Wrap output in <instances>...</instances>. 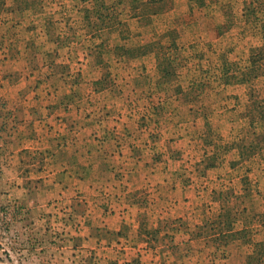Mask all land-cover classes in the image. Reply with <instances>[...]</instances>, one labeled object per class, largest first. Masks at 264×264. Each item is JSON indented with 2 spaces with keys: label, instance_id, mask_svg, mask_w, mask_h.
<instances>
[{
  "label": "rangeland",
  "instance_id": "obj_1",
  "mask_svg": "<svg viewBox=\"0 0 264 264\" xmlns=\"http://www.w3.org/2000/svg\"><path fill=\"white\" fill-rule=\"evenodd\" d=\"M11 1L0 0V14L14 12L7 5ZM251 1L115 0L118 9L100 0L104 19L91 25L86 18L92 0H13L20 11L14 17L23 20L28 15L21 11L35 7L34 13L50 12L51 21L59 10L70 20L74 7L81 6V19L61 26L68 32L66 39L82 44L71 52L87 48L126 52L128 57L157 52V72L162 75L158 80L154 74L151 80L163 85L160 90L167 97L178 95L163 104L166 121L162 125L174 122L179 99L181 110H194L191 115L199 118L194 127L196 132L202 128L201 140L192 147L175 143L171 147L158 115L148 111V120H153L146 123L144 133L158 145L142 156L154 163L163 159L164 152H175L172 157L180 161L175 176L191 196L194 209L197 203L204 207L187 215L184 209L189 212L187 206L193 204H184L179 212L184 214L171 220L165 205V218L160 220L151 202L145 219L112 214L103 218L86 214L94 208L86 198L78 201L79 197L99 194L110 206L114 194L123 197L127 186L123 182L117 193L100 188L99 193L96 189L74 195L61 192L62 185H39L36 175L42 153L14 151L23 139L15 135L16 129L26 125H19L16 118L19 113L27 115L25 105L8 104L12 99L8 95H17L10 87L24 77L14 67L18 64L11 54L17 56V52L8 50L14 42L9 35L7 45L0 42V264H264V61L257 65L258 77L250 74L252 52L264 43V32L255 21V16L263 14L249 15L255 7ZM42 27L40 23L33 26L35 35L41 34ZM56 27L48 28L53 32ZM25 28L19 35L27 37ZM27 52L33 50L23 53ZM15 110L17 117L12 114ZM30 155L35 159L33 170L27 167ZM220 165L222 173L208 172ZM228 167L233 169L229 174ZM29 171L34 178H28ZM46 192L53 194L52 199L40 201ZM150 194L142 191V206ZM132 195L127 196L132 199ZM71 196L77 199L70 201ZM119 202L114 201L117 206L125 204ZM129 203L137 204L133 199ZM136 221L141 222L139 227H133Z\"/></svg>",
  "mask_w": 264,
  "mask_h": 264
},
{
  "label": "crops",
  "instance_id": "obj_2",
  "mask_svg": "<svg viewBox=\"0 0 264 264\" xmlns=\"http://www.w3.org/2000/svg\"><path fill=\"white\" fill-rule=\"evenodd\" d=\"M99 1L92 0V3L87 5L91 9L89 17L86 18L88 24L95 25L104 19L100 13L103 8H100ZM104 3L120 9L115 0H105ZM13 4V0L7 3L8 6L14 7V12L11 11L10 15L6 13V16L0 14V42L5 41L4 45H7L8 36L11 35L10 41L14 42L8 46V50L17 52V56L15 53L11 54L13 62L18 64L14 67L18 74H24V77L14 82L9 89L16 90L17 95H8L9 99L12 97L8 104L16 107L25 105L24 114L27 115L21 117L19 113L17 117L16 110L12 113L17 117L19 125L22 122L26 124L16 129L15 135L23 139L14 151L26 150L33 156L42 153L39 172L36 175L40 180L38 184L62 185L60 191L65 193L67 190L68 194L72 195L81 192L94 193L96 189L99 193L100 188L115 190L117 193L120 182L127 185L124 186L123 197L120 194L112 196L113 203L110 206L99 194L79 197L78 201L86 198L84 201L92 206L91 209L94 208L93 212H86L89 216L91 213L105 218L112 214L118 217H132L134 220L145 219L149 210L147 205L151 202L158 208L156 214L160 220L165 218L162 215L165 205L169 207L166 210L171 220L173 217L182 216L184 211L190 215L201 210L204 205L197 203V208L194 209L191 196L175 176L180 165V161L175 159V156L172 157L175 152L161 151L164 152L163 159L154 163H148L142 156L152 145H158L156 140H151L150 135L144 133L147 132L146 123L153 120H148V111L158 115L156 119L161 123L164 138L170 141L171 147L173 143L192 147L193 142L201 140L199 137L202 128L196 132L194 127L199 118L195 119L196 115H191L194 110H181L184 106L179 99L176 100L178 111L175 112L174 122L162 125V122L166 121L162 114L163 104L178 95L167 97L160 90L163 85L155 79L151 80L154 74L158 80L162 75V72L161 75L157 72V52H135L132 57H128L126 52H93L87 48L85 52H82L83 49L81 52H71L82 44L71 41V38L66 39L68 32L61 26L80 20L83 11L81 6L74 7L75 16L70 20L66 17V12L59 10L58 15L51 21L48 17L50 12L34 13L36 7L33 10L21 11L22 14L27 13L26 20L18 19L14 16L20 11L16 8L17 5ZM177 7L180 8V5L177 4ZM38 17L40 20L37 21ZM39 23L43 26L41 34L35 35L33 26ZM24 26L27 37L23 33L19 35ZM49 26L58 27L52 32ZM22 48L24 50H21ZM31 49L33 52L23 53ZM89 50L91 52H87ZM142 63L144 64L141 65ZM27 86L31 90L26 91ZM22 89L26 94L22 93L24 90L19 93ZM188 104L192 107L191 103ZM148 105L150 109L147 108ZM156 119L154 122H157ZM32 155L27 164L30 170L36 166ZM148 167L150 171L147 170ZM215 169L221 173L223 171L220 165L208 172H214ZM226 169L228 174L233 170L231 167ZM28 174H31V171ZM34 177L31 174L28 178ZM120 177L122 181L118 180ZM204 184L206 185L205 182ZM142 191L151 192L144 206L141 205L144 201V198L141 200ZM134 193L137 194L136 197ZM130 194H133L132 199L137 204L129 203L132 199L127 195ZM52 197L51 192H46L40 201L45 202ZM69 199L75 201L77 198L71 196ZM120 200L122 202H119ZM114 201L125 204L117 206ZM191 203L192 207L187 206L190 208L189 212L184 209L179 213L180 209L185 207L184 204ZM41 206L38 205V208ZM140 225L141 222L136 221L133 227ZM118 229L116 228L117 231ZM255 229L253 232L257 230ZM248 245L253 247L251 243Z\"/></svg>",
  "mask_w": 264,
  "mask_h": 264
},
{
  "label": "trees",
  "instance_id": "obj_3",
  "mask_svg": "<svg viewBox=\"0 0 264 264\" xmlns=\"http://www.w3.org/2000/svg\"><path fill=\"white\" fill-rule=\"evenodd\" d=\"M250 4L255 5V7L250 8V14H249L250 17H251V14L252 15L255 14L253 12H256L255 15H257V11H259L260 15L263 14L262 16H255V21L257 23L256 25L258 27H261L262 31L264 32V0H252L250 2ZM255 50L252 52V55H251V59H252L251 62L253 64V67L250 70V74L253 77H258L259 76V73H258V69H257L258 67H257V65L259 63H262L264 61V43L262 45H260L257 48L256 51ZM254 52H257V53L254 54ZM248 260L250 261L249 258H248Z\"/></svg>",
  "mask_w": 264,
  "mask_h": 264
}]
</instances>
